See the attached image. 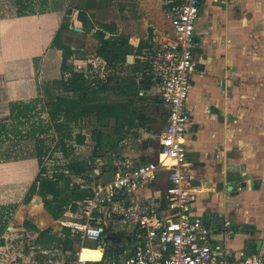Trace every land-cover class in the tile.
I'll use <instances>...</instances> for the list:
<instances>
[{"label":"crops","instance_id":"0c3cea01","mask_svg":"<svg viewBox=\"0 0 264 264\" xmlns=\"http://www.w3.org/2000/svg\"><path fill=\"white\" fill-rule=\"evenodd\" d=\"M98 1L95 0L90 12L100 6ZM120 1L121 9L112 8L111 17L98 20L97 14L94 15L98 21L113 22L115 32L127 37L130 57L126 54L123 62L111 68H105L102 58L96 59L112 74L117 69H129L131 74L120 78L132 76L138 81L143 73L149 74L141 56L171 37L164 12L166 0ZM106 2L109 5L111 1ZM66 15L58 9L0 16V105L6 104L9 116L1 119L0 114V147L9 144L16 147L30 139L51 135L52 125L39 88L41 82L61 75V49L51 42L59 25L66 24ZM77 24L82 31L79 20ZM194 33L198 47L193 54L195 66L190 78V115L185 134L186 169L195 184V199L189 212L205 220L216 248L227 256L236 257L241 252L261 254L264 253V0H201ZM93 34L91 38H95ZM84 58L77 54V70L90 73L91 62H85ZM135 60L141 68L132 71ZM138 93L150 100L153 114L135 106L136 96L126 97L133 100L132 107L144 114V123L151 120L159 125L158 131L154 136L137 137L134 146L125 145L124 140L111 155L121 153L138 161L157 160L165 108L152 80L149 88H140ZM17 148H13V155L0 158V226L8 224L7 228L13 218L18 220V206L40 168L31 150L18 155ZM92 172L83 170L77 174L79 188L78 179L86 177L84 182L90 184L88 175ZM108 177L109 170H102L95 179ZM166 183L165 174L160 173L142 193L161 195ZM42 215L45 219V214ZM226 220L228 225L224 224ZM110 235L112 231L108 232ZM118 241L111 236L108 245L93 247H100L102 252L95 261L122 263L126 257L123 252L117 260L104 258L105 248L112 244V248H118ZM82 247L91 248L84 243ZM57 249L70 255L78 251L77 256L80 252L77 240L70 250Z\"/></svg>","mask_w":264,"mask_h":264},{"label":"built area","instance_id":"2783aa9c","mask_svg":"<svg viewBox=\"0 0 264 264\" xmlns=\"http://www.w3.org/2000/svg\"><path fill=\"white\" fill-rule=\"evenodd\" d=\"M200 3L201 0H166L164 12L171 37L141 56L165 108L158 159L138 161L114 153L108 159L110 177L94 178L103 170L102 164L88 175L90 184L84 182L86 177H80V187L88 188L90 195L72 200L75 208L69 204L55 219L57 232L63 236L66 229L80 249L87 238L106 246L113 236L126 254L119 264H264V253L241 252L230 257L219 251L205 220L189 212L195 199V184L186 169L185 134L190 115V78L195 66L193 54L198 47L194 22ZM160 173L165 174L167 182L163 194H143V189ZM90 230L98 235L92 237ZM111 231L113 235L108 236ZM77 253H63L57 264H99L93 259H82Z\"/></svg>","mask_w":264,"mask_h":264},{"label":"trees","instance_id":"16d2710c","mask_svg":"<svg viewBox=\"0 0 264 264\" xmlns=\"http://www.w3.org/2000/svg\"><path fill=\"white\" fill-rule=\"evenodd\" d=\"M15 5L12 12L6 14H13L16 16L25 14H36L47 11L62 9L66 14H70L73 9H76V18L81 22L82 30L90 32L95 28L93 36H95L99 44L95 48L96 56L103 59L105 68L114 67L117 63L125 60V55L130 53L127 37L123 34L115 32V24L113 22L106 23L98 21L94 17L93 9L95 0H86L82 6H66L67 0H11ZM6 9L0 10V16H5ZM65 27L62 24L55 32L52 42L56 47L61 49L60 62V89L66 93H72L73 97L58 94L51 100L46 101V110L56 130L64 128L69 135L68 124L71 121H78L86 116H93L95 121L103 123L105 119L115 118L116 133L113 135L110 132H103L101 130L95 131V146L103 149L106 146L114 149L117 148L118 141L123 137L121 131V122L118 119L126 120L129 127L134 125L144 124L145 116L141 111H137L132 107L133 100L127 98L126 100H108L106 94L111 91L117 95L136 96L137 98H146L145 95L139 94V89H147L151 84L150 75L143 73L141 78L136 81L134 77L130 76L125 79L113 76H105L98 78L96 75L79 71L70 67L68 58L74 54L70 46L60 42L61 29ZM106 32L109 35L106 36ZM106 36V37H105ZM141 65V64H140ZM138 60L132 64V71H137L141 68ZM68 73V74H67ZM67 74V76H65ZM55 140V137H37L32 143L31 154L36 157L38 163L41 165L39 172L30 184L23 202H27L33 194L42 197L43 207L52 216V218H59L65 211L67 206L71 204V209L75 208L72 200L83 199L90 195L88 188H79L77 184L72 183V187L68 188V176L63 178V174H53L52 176L43 175L44 166L43 161L45 155L50 150L49 143ZM83 136L78 134L77 141L82 142ZM60 150L67 152V147L63 141H60ZM67 169L74 170L77 173H82L84 168L82 166L72 168L67 166ZM63 179V183L61 180ZM64 184V186H63ZM23 227L38 232V244L45 248H62L65 250L71 249V244L75 238L69 237L68 231L63 229V236L58 233H51L49 228L39 229L34 223L29 220L23 221ZM4 226H0V232ZM121 249L107 246L105 248L104 258L113 257L118 259V254ZM39 264V263H35Z\"/></svg>","mask_w":264,"mask_h":264},{"label":"rangeland","instance_id":"374dc122","mask_svg":"<svg viewBox=\"0 0 264 264\" xmlns=\"http://www.w3.org/2000/svg\"><path fill=\"white\" fill-rule=\"evenodd\" d=\"M106 1L108 0L98 1V4L100 6L97 9L99 10L96 9V11H94V14H97V19H105L111 17L112 12L110 11L112 10V8L115 9L118 7V9H121L122 1L110 0L111 2H109V5L111 6L109 8L111 9L107 7L109 5ZM85 2L86 0H67L65 2V7L82 6L83 4H85ZM14 7L15 5L11 0H0V10L6 9V11L2 12V14L5 13L6 15V13L8 12H12ZM63 12L65 13L64 10ZM66 16L67 19H64V22H66V24L65 27L61 29L59 40L62 41L63 44L70 46L73 50H76L74 54L70 56V58H68L67 62L68 64H70V67L77 69V54H79L85 57V62H91L90 73L96 75L98 78H104L105 76H108V74L110 76L119 78L122 76H129L131 74V71L129 69L124 68L117 69V72L115 71V74H112L110 70L107 71L106 69H104L102 63L97 61L96 59L95 48L99 44L98 39L95 36V38H91L90 32H86L82 30V28V31L76 29L77 27L80 28V25L77 24L78 20L76 19V9H73L72 12ZM166 24L169 27L167 19ZM61 25H59V27ZM92 30H95V28H93ZM51 43L55 45L54 42ZM77 47L80 49L78 50ZM77 51H79L80 53H77ZM67 74H65V76H67ZM60 76L61 75H59V77H56L55 79H49L40 83L39 89L40 93L42 94L41 98L44 100L45 107V102L51 100L58 94L73 97L72 93L63 92L60 89ZM106 95V98L108 100H126L127 98L123 95L114 94L111 91H108ZM134 103L136 107L144 108L147 114H153L152 111H150L151 104L149 99H137L135 97ZM5 105H3L2 103L0 105L1 119H8L9 117L7 115L8 113L6 111L7 109ZM36 110L39 111V108ZM44 116L46 117V115ZM118 121L121 122L120 128L123 137L118 141L117 148L111 149L109 148V146H106L103 149H99L95 146V131L101 130L103 132H110L114 135L116 133L117 127V120L115 118H108L105 119L103 123H98L97 121H95L93 116L89 115L78 121H71L68 124L69 135H67V130H65L64 128L57 131L50 119L49 123L52 125V133L51 135L43 136V138L52 136L55 137V140H52L51 142L47 140V143H49L50 146V150L44 157L43 175L52 176L54 173H60L63 174V178L68 176V188H71L72 183L76 184L74 181H77L78 173L74 170L67 169L66 167L68 165L72 168L82 166L84 170H88V172H94V168L98 164H102L101 166L103 168V171L105 172L108 169V159L111 157V153L119 149L124 143V140L125 145L134 146L135 143H137V137L143 139V137H149L148 134L154 136V134L157 133L159 127L158 124L152 122L151 120H146L144 126L141 127L138 125L129 127L126 123V120L124 119H118ZM78 134L83 136L82 142L77 141ZM33 140L34 139L28 140L27 144L19 143L18 145H16V147L11 146L10 144L5 145L4 147L1 146L0 158H3L6 154L13 155L14 152L12 150L13 148H17V146H19L17 148L18 151L16 152L18 155L22 154V151H32ZM60 141H63L65 146L67 147L66 153L59 149ZM39 166L41 167L40 164ZM98 174H94V178H97ZM61 183H63V179L61 180ZM34 196H37L39 198L38 203L41 205L40 208H38L39 204L33 202ZM18 208L19 217L16 216L18 220L16 218H13L11 220V223H9V225L11 226L10 229L7 228V224L0 232V264H35L39 262L41 264H57L58 262H60V260L64 256L63 252L60 249L53 248L51 246L50 248H44L40 246L37 240L38 232H34L23 227V221L29 220L34 223L39 229L49 228L51 233H57L58 228L57 224L55 223V219L52 218L50 214L45 212L47 210L43 207L42 197L37 194L33 195L27 202L19 204ZM43 213L46 216L45 219H43ZM84 245L93 248L97 244L94 240L87 238L84 242ZM111 246H114V244H112Z\"/></svg>","mask_w":264,"mask_h":264},{"label":"bare ground","instance_id":"6f19581e","mask_svg":"<svg viewBox=\"0 0 264 264\" xmlns=\"http://www.w3.org/2000/svg\"><path fill=\"white\" fill-rule=\"evenodd\" d=\"M182 140H184V139H182ZM163 156V155H162ZM168 162H171V160H167ZM38 197H34V199H33V202L34 203H37V204H39L38 202H39V198L37 199ZM34 205V204H33ZM32 205V206H33ZM41 207V205L39 204L38 205V208H40ZM10 225L8 226V229H10ZM97 253H102L101 252V248L100 247H97V248H93V249H91V248H86V247H82L81 249H80V252H79V255H78V257H80V258H82V259H93V260H95L96 258H95V256H96V254Z\"/></svg>","mask_w":264,"mask_h":264},{"label":"clouds","instance_id":"9594fccd","mask_svg":"<svg viewBox=\"0 0 264 264\" xmlns=\"http://www.w3.org/2000/svg\"><path fill=\"white\" fill-rule=\"evenodd\" d=\"M90 235L92 236V237H95V236H97L98 235V232H96L95 230H90ZM101 253H97L96 254V256H95V258L96 259H100L101 258Z\"/></svg>","mask_w":264,"mask_h":264},{"label":"water","instance_id":"95a60500","mask_svg":"<svg viewBox=\"0 0 264 264\" xmlns=\"http://www.w3.org/2000/svg\"><path fill=\"white\" fill-rule=\"evenodd\" d=\"M76 29H77V28H76ZM93 32H94V30H91V31H90V33H91V34H93ZM127 57L129 58V57H130V55H129V54H127ZM195 182H196V180H195ZM33 199H34V198H33ZM37 199H38V198H37Z\"/></svg>","mask_w":264,"mask_h":264}]
</instances>
